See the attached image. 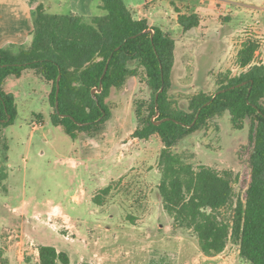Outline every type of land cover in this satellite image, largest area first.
Segmentation results:
<instances>
[{
    "label": "rangeland",
    "instance_id": "rangeland-1",
    "mask_svg": "<svg viewBox=\"0 0 264 264\" xmlns=\"http://www.w3.org/2000/svg\"><path fill=\"white\" fill-rule=\"evenodd\" d=\"M124 2L129 6L135 0ZM159 10L163 11L162 6ZM60 11L67 9L60 7ZM262 19L233 9L232 21L222 22L236 33L232 37L237 47L223 56L221 48L210 47L214 39L208 34L203 43L199 36L191 39L200 46L189 53L181 27H168L176 39L167 91L172 107L186 109L195 93L215 92L218 74L241 72L236 54L244 39L259 41L254 63L264 66ZM3 89L15 95L17 116L12 124L0 125L1 264H41V245L66 252L69 264H249L232 242L219 255L206 256L191 231L174 227L158 190L163 143L157 135L145 140L131 136L137 126V103L151 97V88L140 76L112 91L107 99L111 117L101 133L75 140L51 123L50 89L44 81L24 72L7 78ZM248 128L247 119L242 129H234L225 112L171 150L194 167L202 164L219 173L238 175L232 184L235 201L242 195L239 150L247 143ZM106 187L109 192L105 195L101 190Z\"/></svg>",
    "mask_w": 264,
    "mask_h": 264
},
{
    "label": "trees",
    "instance_id": "trees-1",
    "mask_svg": "<svg viewBox=\"0 0 264 264\" xmlns=\"http://www.w3.org/2000/svg\"><path fill=\"white\" fill-rule=\"evenodd\" d=\"M100 8L104 14L83 17L50 14L39 4L32 12L30 43L0 48V125L12 124L17 116L15 96L6 92L3 84L25 70H32L51 85V123L61 126L73 140L101 133L111 117L107 99L112 91L123 89L129 79L140 76L151 88V97L137 103V126L131 136L145 140L157 135L163 143L158 190L174 227L191 231L206 256L219 255L232 242L246 262L264 264V66L254 63L259 41H242L236 54L241 72L218 74L215 92L199 91L190 97L186 109H180L172 107L167 94L174 66L173 35L146 18H135L124 0H101ZM177 21L187 31L197 27L200 18L196 13L179 14ZM146 29L154 31L152 39ZM58 75L59 113L55 106ZM100 83L101 91L92 95ZM161 86L163 90L155 100ZM156 102L159 114L153 118ZM225 112L236 130L249 120L247 143L239 150L242 195L235 201L232 184L238 175L219 173L202 164L194 167L171 150L185 136ZM36 118L42 116L37 114ZM163 118L169 120L155 124ZM101 192L106 195L109 187ZM38 256L41 264H69L68 254L52 245L39 246Z\"/></svg>",
    "mask_w": 264,
    "mask_h": 264
},
{
    "label": "crops",
    "instance_id": "crops-1",
    "mask_svg": "<svg viewBox=\"0 0 264 264\" xmlns=\"http://www.w3.org/2000/svg\"><path fill=\"white\" fill-rule=\"evenodd\" d=\"M39 4L44 7L46 12L58 15L76 14L83 17H91L102 15L100 11H103L100 8L101 0H0V48L12 44L25 45L30 43L33 29L32 12ZM126 6L129 9V6H132L133 9H130V11L135 18H146L149 20L150 24L159 26L164 31H168V27L170 29H175L178 26L180 27L177 21L179 14L196 13L200 18L199 25L187 31H183L181 28L180 35L182 40L185 39L188 41L186 46L188 50L190 49L189 53L191 52V48L195 53V50H197L196 47L200 46L193 44L191 39H195L199 36L203 43L207 34L214 39L210 47L212 49L213 47L216 48L213 50L221 48L222 56L227 55V52L232 47H237L236 39L233 41V37L236 33H232L233 29H230L228 24L222 22V20L228 21L227 23L232 21L233 9L237 12L244 11L249 14H257L258 18L263 17V19L260 20L261 22H259L264 28V0H249L247 2L244 0H200L198 2L196 0L195 2L193 0H135L134 3H130L129 6ZM161 6L163 11L160 12L159 9ZM190 6H196V8L193 9ZM60 7H65L67 11L65 13H60ZM217 22H219V25H216ZM246 25L249 26L251 23L248 22ZM196 30H199L197 34ZM221 32V36L217 38L218 34ZM186 59L188 66L189 58ZM24 72L32 73L35 77L44 81L42 77L37 76L30 69ZM47 87L49 91V84H47Z\"/></svg>",
    "mask_w": 264,
    "mask_h": 264
},
{
    "label": "water",
    "instance_id": "water-1",
    "mask_svg": "<svg viewBox=\"0 0 264 264\" xmlns=\"http://www.w3.org/2000/svg\"><path fill=\"white\" fill-rule=\"evenodd\" d=\"M144 32H146V33H150L151 39L153 38L154 31H153L152 29H146ZM106 69H107V66H106L105 69H104L103 75H104V73L106 72ZM103 75H102V76H103ZM59 79H60V75H58L57 80H56V92H55V96H56L55 106H56V110H57L58 113H59V111H58V101H57V96H58V91H59ZM244 84H245V82L240 83V84H237L236 86L238 87V86H241V85H244ZM233 87H235V86H232V88H233ZM101 89H102V84L100 83V85H99V87H98L97 89H96V88H93V89H92V91H91V92H92V95H94L95 92H100ZM162 90H163V86H161L160 89H159V91L155 94V100H157L158 95H159V93H160ZM222 91H224V90H223V89H222V90H218L216 93H219V92H222ZM158 114H159V110H158V104H157V102H156V114H155L154 117H156ZM61 116H67V115H66V114H63V115H61ZM197 116H198V114L196 115V117H195V119H194V121L192 122L191 125L194 124V122H195ZM8 118H9V116H8ZM167 120H169V118H163V119H160V120L156 121L155 124H159V123H161L162 121H167Z\"/></svg>",
    "mask_w": 264,
    "mask_h": 264
}]
</instances>
